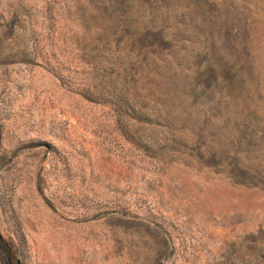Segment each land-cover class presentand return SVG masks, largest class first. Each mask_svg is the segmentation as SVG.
<instances>
[{
	"label": "rangeland",
	"instance_id": "1",
	"mask_svg": "<svg viewBox=\"0 0 264 264\" xmlns=\"http://www.w3.org/2000/svg\"><path fill=\"white\" fill-rule=\"evenodd\" d=\"M264 264V0H0V264Z\"/></svg>",
	"mask_w": 264,
	"mask_h": 264
},
{
	"label": "water",
	"instance_id": "2",
	"mask_svg": "<svg viewBox=\"0 0 264 264\" xmlns=\"http://www.w3.org/2000/svg\"><path fill=\"white\" fill-rule=\"evenodd\" d=\"M15 264H20L18 259L15 260Z\"/></svg>",
	"mask_w": 264,
	"mask_h": 264
}]
</instances>
